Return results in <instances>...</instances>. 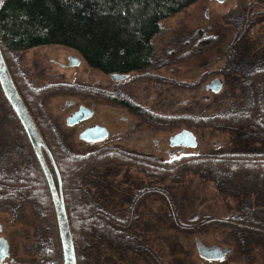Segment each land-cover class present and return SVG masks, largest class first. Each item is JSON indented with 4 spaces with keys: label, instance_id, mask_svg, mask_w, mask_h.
Masks as SVG:
<instances>
[{
    "label": "rangeland",
    "instance_id": "374dc122",
    "mask_svg": "<svg viewBox=\"0 0 264 264\" xmlns=\"http://www.w3.org/2000/svg\"><path fill=\"white\" fill-rule=\"evenodd\" d=\"M153 44L155 56L152 66L144 71L133 72L128 80L114 82L107 74L92 69V72L98 73L96 77H99L102 88L112 87L111 89L116 90L118 99L128 100L150 110L148 112L143 109L145 117L129 112L122 106L115 108L112 113L106 107H112L108 99L102 98L103 104L96 122L106 124L114 131L116 127L108 125L112 123L113 116L118 120H121V116L129 117V121L120 129L121 137L114 139L113 144L145 153H155L160 147L163 157L142 159L155 165H146L144 169L106 162L110 166L105 172L111 170L115 174L114 178H109L113 179L114 185L118 186L122 181L121 186L130 188L132 182L133 185H138L137 191H154L149 192L138 204L137 222L131 228L134 235L129 241H124L126 248L116 245L111 249L102 247L103 250H98L97 254L94 247L91 251H86L81 263L264 264V246L257 247L259 249L255 248L252 252L235 251V247L240 248V245L235 242L228 225L223 222L232 215L237 198L241 199L244 193L237 197H224L212 180L185 164L186 158L190 156L210 151L223 154L222 152H229L234 147L231 145L229 131L192 121L216 115L231 107L230 102L240 97L239 85L233 87L238 81L234 79L229 83L223 72L227 59L242 53L253 55L257 52V59L253 58L255 63L258 59L264 60V0H226L223 3L198 0L164 19ZM228 53L230 57L227 58ZM71 54L80 56L67 47L45 45L23 52L7 51L6 58L17 77L21 72L34 91H42L41 85L45 81L48 83V75L39 78L38 70H34L36 79L31 78L32 64L38 69L36 61L48 66L51 65V58L61 60ZM46 69L45 75L49 74L50 67ZM240 70L237 66L235 76H243L242 81L244 74ZM249 74L250 69H247L245 75ZM215 78H221L224 82L219 93L206 90V85ZM105 93H109V90ZM8 105L5 101L3 104L0 97V111L4 108L8 110L5 118L0 112V119L5 121L7 129L12 133L15 128L11 120L15 114ZM62 105L63 101L56 95H51L46 102L49 115L58 124L60 122L57 119H63L70 112L61 113ZM183 129H190L196 135L198 145L171 157L169 153L174 148L170 146L169 139ZM20 134L23 140L22 135L24 138L26 136L22 131ZM154 139L160 140L159 147L153 144ZM182 157L183 160L177 161ZM157 170H161V174H156ZM156 189H163V195L157 193ZM135 194L136 190L132 196ZM122 195L124 197L125 193L116 192L112 196L114 200L109 202V209L121 211L128 207L129 198L123 199ZM3 207L0 204V208ZM4 209L6 208L0 210L3 211L0 212V224L3 227L0 237L8 239L12 256L25 264H50L49 259L46 263L42 261L44 257L40 241L43 234V239L47 242L51 236L38 212L29 204L24 206V212L19 214L21 216L8 214ZM194 215L197 218L191 220ZM197 239L208 247L228 245L231 250L222 260L208 261L199 256Z\"/></svg>",
    "mask_w": 264,
    "mask_h": 264
},
{
    "label": "trees",
    "instance_id": "16d2710c",
    "mask_svg": "<svg viewBox=\"0 0 264 264\" xmlns=\"http://www.w3.org/2000/svg\"><path fill=\"white\" fill-rule=\"evenodd\" d=\"M197 1L3 0L0 3V46L6 62L7 51L23 52L38 46L58 45L75 50L90 68L105 74L141 71L151 65L153 39L160 31L161 22ZM256 53L229 55L230 59L226 61V67L239 66V72L244 74V81H241L243 76L236 77L235 71L225 72L229 83L234 79L238 81L233 84L241 89L238 104L206 119L192 121L229 131L234 147L223 154L199 153L186 158L185 162L212 180L222 196L237 197L244 193L241 199L237 198L232 215L223 220L240 245V248L235 247L239 252H252L264 246V60L258 59L255 63ZM7 64L58 166L78 264H82L86 251L94 247L97 254L98 250L111 249L114 245L126 248L124 241L134 235L131 228L137 222L139 202H131L123 218L110 212L107 198L110 187L106 190L104 186L112 181L106 177L110 172H105L108 167L104 165L106 162L135 165L139 163L137 156L121 150L92 155L65 152L63 141L54 138L57 135L55 121L46 108L47 95L54 93L56 88L50 86L34 91L24 75L20 72L17 77ZM247 69H250L249 75H245ZM0 89L3 104L5 101L8 105L1 85ZM8 107L14 112L10 104ZM7 111L5 108L0 111L3 118ZM14 114L12 133L0 119V195L13 194L17 187L15 194L20 195L21 200L0 201V204L13 216H21L24 206L31 205L51 236L47 242L43 234L40 241L42 261L46 263L49 259L50 264H64L47 180L21 122ZM21 131L26 140L23 135L21 139ZM46 158L57 182L56 172L47 155ZM180 160L183 157L177 161ZM156 191L163 195V189ZM31 196H42L43 199H27ZM196 218L194 215L191 220Z\"/></svg>",
    "mask_w": 264,
    "mask_h": 264
},
{
    "label": "flooded vegetation",
    "instance_id": "af4514ba",
    "mask_svg": "<svg viewBox=\"0 0 264 264\" xmlns=\"http://www.w3.org/2000/svg\"><path fill=\"white\" fill-rule=\"evenodd\" d=\"M229 55L230 54L228 53V56ZM73 56H76L80 59V62L78 64H75L76 59L73 58ZM154 56H155V48H154V51L152 54L151 65L148 68H150L152 66ZM228 56H227V58H228ZM50 61H51V65L49 64L48 66L45 64L43 65L41 61H36L35 64H37V66L39 68L37 69L36 65L34 67L33 64H32V67L29 66L31 69L30 75H31V78L36 79V77L34 75L35 74L34 70H38V72H39L38 77L39 78H41V76H47L48 75V81H47L48 83H46V81H45V84L41 85V86L42 87L53 86L56 89L54 90L55 91L54 93L48 94L47 96L50 97L51 95H56V96H58V99H61L63 101V105L61 106V111H60L61 113H67L68 111H70L69 114H67L63 117V119H61V118L57 119L62 124V126L60 123L58 124V122L54 123L55 131L57 133V135L54 136V138L59 139L60 141L61 140L63 141V143L65 145V146L63 145V150L65 152H70V153H74V154H82V155H92L93 153L113 152V151L121 150V151L129 152L130 154L134 153L137 156L136 160L139 161V163L135 164V165L134 164H127V163H118V164L115 163V164L125 165L126 167L138 166V168H140V169H144V166H146V165H148V166L150 165L151 167H154L155 165L148 164V163L142 161V159L148 158V157L159 159V158L163 157L162 149L159 147L160 140L154 139V141H153V144L159 147L155 153L154 152L145 153V152H138V151H130L127 147H125L123 145L118 146L116 144H113L114 139L117 140L121 137L122 130H120V129L123 128L122 125L124 123L129 121L128 116H121L120 117L121 120H118L116 118V116H113L112 123L111 124L107 123L109 126L116 127L117 131H115L116 129L114 131L112 129H109V127L106 124L96 122V116L101 111V105L103 104V103H101L102 98H104L105 100L108 99V103H110L112 107L106 106L109 104H106L104 106H106L107 110H110V112H112V113L115 112V108H122L123 107L125 110H128L129 112H133V113H136L138 116L142 115L145 117V114L143 113V109H146V108H142L141 105L136 104V103H131L130 101L125 100V99H122V100L118 99L116 97V90L111 89L112 87L102 88L101 84L99 82V77H96L97 76L96 74H98V73H94V72H92V68L90 69L89 67H86V65H84L85 61L81 56H78L76 54H71V55L65 56L61 60L56 59V58H51ZM227 61H228V59H227ZM227 63H225V66H224V71H223L224 74L226 71H231V72L235 71L236 72V68L226 67ZM46 67H50V70H49V74L46 73V75H45L44 73H45V71H47ZM148 68H146V69H148ZM146 69H144V70H146ZM237 69H239V68H237ZM144 70H141V71H144ZM136 72H140V71H136ZM132 73H128L127 74L128 76L122 80H115L111 77V74H107V75L110 77V79L112 81L120 82V81L128 80ZM235 74H237V72ZM30 75H28V76H30ZM222 83H224L223 80H222ZM207 85H206V87H207ZM106 90H109V93L106 94L105 93ZM207 91H212V90H207ZM216 93H219V92H216ZM105 97H107V98H105ZM113 103L116 104L117 106L114 105ZM118 103H119V105H118ZM235 104H238L237 99H233L230 102L231 106L235 105ZM120 106H122V107H120ZM82 109H83V111L80 114L81 119L73 125L68 124V118H70L73 114H75L76 112H78ZM146 111L150 112V110H148V109H146ZM140 113H142V114H140ZM97 126L105 127L107 132H108V136L105 137L104 139H100L97 141H88L86 139L81 138V134L83 132H85L91 128L97 127ZM188 130H190V129H188ZM99 133H100V129H99ZM173 136H171V137H173ZM171 137H170V139H171ZM170 139H169V144L172 148H174L173 152L172 151L170 153L168 152L171 157H174V155L178 152H179L178 155H180L182 150H184L186 148H192V147L183 146V145L172 146ZM197 141H198V139H197ZM138 155H142V156L139 157ZM105 166L109 167L110 165L107 166L105 164ZM108 172H110V175H107L106 177L108 179L110 177L114 178V176H115L114 172H112L111 170ZM152 174H154V173H152ZM111 181H112L111 184H109L108 186H104L106 190L108 189L107 187H110L111 193H110V196H107V198L109 199L110 202H111V200L112 201L114 200L112 198V196L115 195L116 192H118L119 194L125 193L124 197H123V195L121 196V197H123V199L125 197L129 198L128 207L124 208L121 211L120 210L113 211V213L117 216H121L123 218L125 216V213H127V210L130 207L131 202H133V201L141 202L142 198L147 196V192H145V191H148V189H145V190L139 189L137 191L138 185H133L132 182H131V184L134 187L133 189H132V186L130 188H125V187L121 186L123 183L122 181L119 183L118 186L113 184V179ZM62 189H63V186H62ZM135 190H136V194L132 196V193ZM13 192H14L13 194L0 195V201L15 202V201L21 200L20 195L15 194V192H17V187H15L13 189ZM143 192H144V194L141 195ZM139 193H141V194H139ZM139 195H141V196H139ZM30 198H31V200L33 199V200H37V201L43 199L42 196L27 197V199H30ZM3 208H5V207H3ZM3 208H0V210H2ZM4 211L6 213L10 214L9 211H7L5 209H4ZM111 211L112 210L110 209V212ZM0 212H3V211H0ZM137 212H138V209H137ZM2 229H3V227L0 224V232L2 231ZM0 238L6 239L8 242V253L6 255H4V257H0V264H25L24 262L16 259L14 256H12V254L10 252L11 249H10V243H9L8 239L6 237H3V236H1Z\"/></svg>",
    "mask_w": 264,
    "mask_h": 264
},
{
    "label": "water",
    "instance_id": "95a60500",
    "mask_svg": "<svg viewBox=\"0 0 264 264\" xmlns=\"http://www.w3.org/2000/svg\"><path fill=\"white\" fill-rule=\"evenodd\" d=\"M2 1L3 0H0V3ZM216 1L223 3L226 0H216ZM73 58L76 59L75 64H78L80 62V59L78 57L73 56ZM127 74L112 73L111 77L115 80H122L128 76ZM0 85L6 99L13 108L14 112L19 118L27 134L29 142L34 150L35 156L47 180V184L53 201V206L55 209L59 235L62 245L64 264H78L74 238H73V234L68 218V213L66 209L65 199L62 191V179L58 166L52 155L50 148L48 147L46 141L44 140V137L35 119L33 118L21 93L19 92L16 86V83L8 67L1 46H0ZM222 85H223L222 80L220 78H216L207 85L206 89L212 90L214 92H220L222 89ZM82 111L83 109L76 112L70 118H68V124L73 125L77 123L81 119L80 114ZM99 129H100V133H99ZM107 136H108V132L106 128L99 126L91 128L81 134V138L86 139L88 141H97L100 139H104ZM170 140L172 146L183 145V146L195 148L198 145L196 135L188 129H184L181 132L177 133L176 135L171 137ZM46 155L49 158L56 172L57 180H58L57 182L49 166ZM196 246L199 256L208 261L221 260L225 258V256L231 250L230 246L222 247L221 245H215L212 247H208L204 245L200 240H196ZM7 253H8V242L6 239L0 238V257H4V255H6Z\"/></svg>",
    "mask_w": 264,
    "mask_h": 264
}]
</instances>
